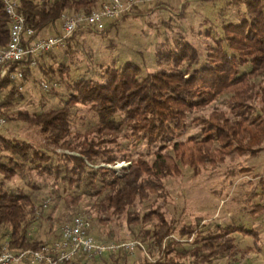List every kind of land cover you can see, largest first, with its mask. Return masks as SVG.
Segmentation results:
<instances>
[{
  "label": "trees",
  "instance_id": "trees-1",
  "mask_svg": "<svg viewBox=\"0 0 264 264\" xmlns=\"http://www.w3.org/2000/svg\"><path fill=\"white\" fill-rule=\"evenodd\" d=\"M103 2L19 0L18 10L37 38L61 24L63 13L90 12ZM234 3L244 4L243 19L225 23L221 36L205 49L178 32L157 43L150 65L143 51L138 62L120 58L119 63L118 53L96 59L90 49L87 57L73 61L78 52L73 45L85 43V30L77 31L60 49L41 54L35 67H22L41 91L42 81L60 83L43 90L42 98L48 95L51 105L18 107L24 91L9 77L0 80V113L8 125L33 126L42 135L34 145L0 129V242L7 239L13 250L39 248L55 235L56 222H69L80 212L87 196L94 200L81 212L97 222L96 238H135L146 249L111 252L88 264H209L239 252L234 235L251 230L180 223L168 207L166 184L186 167L199 174L264 148V0ZM139 4L130 10L133 16L142 14ZM124 16L106 20L97 30L102 38ZM9 32L10 18L0 0V48L7 45ZM115 44L108 40L113 49ZM248 61L250 70L242 71ZM221 97L224 108L214 104ZM211 104L210 112L194 113ZM81 108L92 118L87 120ZM190 123L198 132L182 138ZM120 161L129 165L116 170ZM248 169L240 165L230 173ZM32 173L51 180L46 195ZM45 198L50 203L43 207ZM43 224L48 227L44 238L36 234ZM83 260L80 255L63 264Z\"/></svg>",
  "mask_w": 264,
  "mask_h": 264
},
{
  "label": "rangeland",
  "instance_id": "rangeland-1",
  "mask_svg": "<svg viewBox=\"0 0 264 264\" xmlns=\"http://www.w3.org/2000/svg\"><path fill=\"white\" fill-rule=\"evenodd\" d=\"M139 7L143 10L140 16H133L134 12L127 11L125 18H120L117 26H113L107 33L106 38L116 43L114 49L107 45L108 40L102 38L99 31L85 29V39L82 41L85 42L84 46L80 43L73 45V48L78 49L73 61L78 62L87 57L86 52L90 49V52L94 51L96 59L109 60L111 53H118L119 63L130 60L138 62L141 56L139 54L143 51L147 64L150 65V57L161 40L167 37L172 39L178 32H182L181 34L205 49L207 43L221 36L225 23L240 22L245 11L244 4L237 5L234 0H146ZM181 12L183 16L180 15ZM250 68L251 63L248 61L241 70L248 71ZM60 89L64 91L65 87L61 85ZM23 91L25 98L18 107L33 110L41 107L43 102L48 105L54 102L48 95L44 96L46 99L42 98L45 91H41L31 79L27 80ZM214 104L225 107L222 97ZM213 106L211 104L194 113L210 112ZM80 113L86 114L87 120L92 118L87 108H81ZM198 130L197 125L190 123V128L182 138L196 134ZM2 131L8 135L16 134L34 145H39L42 141L41 133L33 126L21 123L10 126L7 123ZM55 149L64 151L62 148ZM127 165L129 161H120L114 167L119 170ZM240 165H247L250 169L237 171L236 174L230 173V170ZM31 176L40 185H45L43 190L46 195L51 187V180L46 182L34 173ZM15 183L22 185L20 180ZM166 184L170 192L168 207L179 217L180 223L216 222L222 225H240L252 231L251 234L237 231L234 236L240 248L239 252L234 256H218L209 264H264V148L255 156L249 158L246 155L227 160L222 165L199 174H194L186 167L181 176L167 178ZM92 200L94 199L86 196L80 213H83L81 210L86 209ZM62 224L55 223L56 232ZM97 225V222H92L93 233L96 232ZM47 230L48 227L43 224L36 234L44 238ZM54 236L50 235L51 238Z\"/></svg>",
  "mask_w": 264,
  "mask_h": 264
},
{
  "label": "built area",
  "instance_id": "built-area-1",
  "mask_svg": "<svg viewBox=\"0 0 264 264\" xmlns=\"http://www.w3.org/2000/svg\"><path fill=\"white\" fill-rule=\"evenodd\" d=\"M146 0H104L102 5L90 12L78 11L61 15V30L55 34L33 37L34 30L26 25L25 17L18 10L19 0H3L10 18V32L7 45L0 48V80L9 77L17 83L18 90H24L27 79L22 67H35L38 57L46 52L60 49L77 31L101 30L106 20L119 18L134 5ZM150 1V0H148ZM21 66V67H20ZM60 86L58 82L42 81L43 90ZM7 124V118L0 113V129ZM49 198L43 201L48 206ZM55 239L43 243L39 248L13 250L8 240L0 242V264H63L77 256H84L82 264H88L96 257L119 250L134 253L137 248L146 251L139 239L101 240L92 233L90 216L76 214L69 222L59 227Z\"/></svg>",
  "mask_w": 264,
  "mask_h": 264
},
{
  "label": "crops",
  "instance_id": "crops-1",
  "mask_svg": "<svg viewBox=\"0 0 264 264\" xmlns=\"http://www.w3.org/2000/svg\"><path fill=\"white\" fill-rule=\"evenodd\" d=\"M60 30H61V24L58 23V25H56V26H50V27L48 28L47 34H55V33L59 32ZM47 34H46V35H47ZM58 233H59V231H57V232L55 233V236H54L53 238H51L50 241H52L53 239H55V238L57 237Z\"/></svg>",
  "mask_w": 264,
  "mask_h": 264
}]
</instances>
